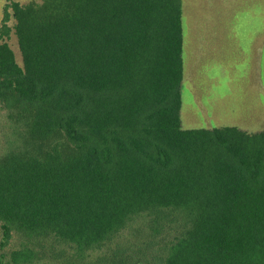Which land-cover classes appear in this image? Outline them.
<instances>
[{
    "label": "trees",
    "instance_id": "16d2710c",
    "mask_svg": "<svg viewBox=\"0 0 264 264\" xmlns=\"http://www.w3.org/2000/svg\"><path fill=\"white\" fill-rule=\"evenodd\" d=\"M10 17L0 264L44 261L36 247L47 264H264V130L181 127V0H29Z\"/></svg>",
    "mask_w": 264,
    "mask_h": 264
},
{
    "label": "rangeland",
    "instance_id": "374dc122",
    "mask_svg": "<svg viewBox=\"0 0 264 264\" xmlns=\"http://www.w3.org/2000/svg\"><path fill=\"white\" fill-rule=\"evenodd\" d=\"M0 0V44H6L21 65L13 18L2 25L5 10L13 3ZM41 1V0H36ZM183 81L180 109L183 129L234 126L248 133L264 130V0H182ZM8 123L0 115V155L6 151ZM144 219V218H143ZM141 220V219H139ZM133 225H141L143 220ZM149 224L144 220V227ZM123 232L121 247L133 240ZM162 232H169L166 229ZM171 232L165 238L171 236ZM1 237V231H0ZM157 236L155 240L161 239ZM14 234L6 249L20 247ZM57 249L69 247L53 245ZM47 264L50 252L40 251ZM105 248V247H104Z\"/></svg>",
    "mask_w": 264,
    "mask_h": 264
},
{
    "label": "crops",
    "instance_id": "0c3cea01",
    "mask_svg": "<svg viewBox=\"0 0 264 264\" xmlns=\"http://www.w3.org/2000/svg\"><path fill=\"white\" fill-rule=\"evenodd\" d=\"M181 3H182V0H181ZM182 55H183V20H182ZM182 60H183V56H182ZM183 65H184V63H183ZM182 81H183V79H182ZM181 100H182V90H181ZM181 103H182V101H181ZM237 128H239V127H237Z\"/></svg>",
    "mask_w": 264,
    "mask_h": 264
}]
</instances>
